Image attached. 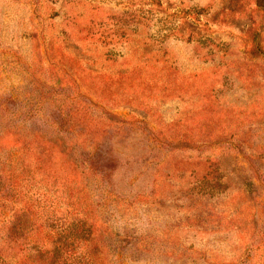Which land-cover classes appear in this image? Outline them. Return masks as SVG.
<instances>
[{"label": "rangeland", "instance_id": "obj_1", "mask_svg": "<svg viewBox=\"0 0 264 264\" xmlns=\"http://www.w3.org/2000/svg\"><path fill=\"white\" fill-rule=\"evenodd\" d=\"M72 204L105 264H264V0H0V211Z\"/></svg>", "mask_w": 264, "mask_h": 264}, {"label": "trees", "instance_id": "obj_2", "mask_svg": "<svg viewBox=\"0 0 264 264\" xmlns=\"http://www.w3.org/2000/svg\"><path fill=\"white\" fill-rule=\"evenodd\" d=\"M6 207L0 211V264H105L99 253L102 242L97 240L93 224L74 219L77 212L73 204L65 210L35 208L29 216L25 210L8 211ZM60 212L63 217L57 218ZM40 213L44 223L37 219ZM31 216H35V221ZM10 235L29 241V247L17 249L19 241L13 238L9 243Z\"/></svg>", "mask_w": 264, "mask_h": 264}]
</instances>
